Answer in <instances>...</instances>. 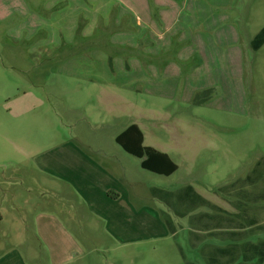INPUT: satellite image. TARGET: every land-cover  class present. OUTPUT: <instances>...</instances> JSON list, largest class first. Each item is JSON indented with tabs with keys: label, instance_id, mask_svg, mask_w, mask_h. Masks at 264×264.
I'll list each match as a JSON object with an SVG mask.
<instances>
[{
	"label": "rangeland",
	"instance_id": "374dc122",
	"mask_svg": "<svg viewBox=\"0 0 264 264\" xmlns=\"http://www.w3.org/2000/svg\"><path fill=\"white\" fill-rule=\"evenodd\" d=\"M48 1L0 0L1 206L18 193L29 209L51 207V219L29 220L35 258L18 264H208V246L232 242L203 239L199 216L209 226L211 215L264 226V46L251 48L264 0L200 3L227 32L219 39L227 60L205 65L198 54L182 59L179 45L158 52L121 42L131 29L111 14L91 24L46 13L33 24ZM131 125L176 172L156 175L124 155L115 138ZM187 186L221 211H187L164 195ZM260 241L264 228L242 243Z\"/></svg>",
	"mask_w": 264,
	"mask_h": 264
},
{
	"label": "crops",
	"instance_id": "0c3cea01",
	"mask_svg": "<svg viewBox=\"0 0 264 264\" xmlns=\"http://www.w3.org/2000/svg\"><path fill=\"white\" fill-rule=\"evenodd\" d=\"M210 1L206 0L207 3ZM201 2L203 3V0H49L42 10V15L39 17L36 13H33L31 18L33 24H35V21L40 19L47 20L46 13H51L48 21L57 20V18L65 20L73 18L81 22L86 20V22L92 24L96 18L107 17L111 14L113 15L112 18L116 19L117 24L120 20L125 19L128 21L131 31L123 33L120 38L123 43H131L135 39V43L137 41L141 42L146 48L158 49V52H167L174 45H179L183 47L179 48L181 51H186V55L184 54L182 59L193 58L195 54H198L202 65L208 64L207 61L209 60L215 62L222 60V62H225L227 60L226 53L224 52V55H221L219 52V39H221V36H227L226 29L221 28L225 19L221 24L223 17H219L220 14L216 15L210 7L201 5ZM219 2L220 0H215L216 4H219ZM49 23L55 24L54 21ZM215 28H217L219 37L214 32L212 33ZM144 37H147V42ZM207 50H217L218 53L204 54ZM168 90L171 92L169 88ZM161 92L167 94L164 89ZM121 150L124 155L133 157L122 148ZM138 160L140 163L141 160ZM111 166L109 170L115 175L116 169L119 170V168L114 164H111ZM117 172L120 173V171ZM116 176L119 180L118 173H116ZM115 194L111 193V196L107 199L115 201ZM19 196L18 193L11 194V199L8 202L12 204L9 206H1L5 199L0 197V264H18V259L24 261V259L35 258L33 247L29 245L35 237L29 220L33 218L40 222L42 219H51V207L48 204H46L47 206L44 205L46 208L31 206L29 209L24 204L17 203ZM150 197L156 199L152 194H150ZM207 215L202 214L199 216L197 218L198 222L204 219L202 225L207 226L205 223L208 219ZM19 223L22 224V230L16 228ZM55 226L56 235H60V224L55 223ZM3 246L8 250L5 260L1 258ZM210 247L208 246L206 249Z\"/></svg>",
	"mask_w": 264,
	"mask_h": 264
},
{
	"label": "trees",
	"instance_id": "16d2710c",
	"mask_svg": "<svg viewBox=\"0 0 264 264\" xmlns=\"http://www.w3.org/2000/svg\"><path fill=\"white\" fill-rule=\"evenodd\" d=\"M264 45V27L254 36L251 47L254 51H258ZM115 142L128 154L140 159V166L142 169L160 176H170L177 170V165L171 158L160 151L150 147L143 146V138L139 128L132 125L123 131L115 138ZM247 179V178H246ZM159 190L152 189L151 194L156 198ZM166 197H175L177 203L187 211L196 209L197 207H204L210 210H220L216 205L198 195L191 186L183 188L176 196L171 193H165ZM260 195L251 197L256 203L260 199ZM183 216V214H180ZM208 217V215H207ZM238 218L227 217L222 215H211V220L215 225L204 226L206 233L204 238H217L231 241L232 244L226 247H210L206 253V260L208 264H264V241L252 243H242L250 235L262 230L264 226H259L254 219L246 218V225L248 230H245L243 223ZM168 226H172L167 222ZM170 226V227H171ZM225 229L227 231H225ZM201 238L198 239L200 241ZM241 259V260H240ZM238 261H241L238 263Z\"/></svg>",
	"mask_w": 264,
	"mask_h": 264
}]
</instances>
